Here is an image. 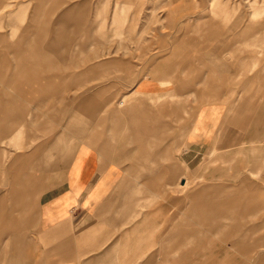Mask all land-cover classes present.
Returning <instances> with one entry per match:
<instances>
[{"label":"crops","instance_id":"crops-1","mask_svg":"<svg viewBox=\"0 0 264 264\" xmlns=\"http://www.w3.org/2000/svg\"><path fill=\"white\" fill-rule=\"evenodd\" d=\"M6 1L0 0V10L9 6ZM226 4L211 0L210 11L215 19L204 25L218 22L215 9L223 11L221 7ZM24 6L19 5L21 13L6 17L13 26L20 27V21L25 20ZM74 10L67 9L55 29L41 26L35 39L26 38L28 46L14 47L18 54L0 63V236L6 237L5 247L0 249V264H175L174 252L184 249L189 215L183 210L175 214L174 203H185L188 209L189 202L184 197L174 201L172 196H159V185L172 186L180 168L198 167L200 158L219 137L229 112L218 102L222 99L218 93L222 91L221 75L226 67L215 63L218 73L209 83L210 103L198 109L185 138L174 142L168 131L165 135L159 132L157 109L148 98L167 91L157 77L139 79L134 91L140 93L143 109L136 108L127 118L114 110L111 113L108 93L119 89H111L110 82L104 80L111 66L109 53L65 51L60 50L61 45L53 48L55 42L65 44L66 27L80 26L85 18ZM263 15L261 5L251 18ZM47 38L51 44L42 51L36 43ZM7 40L0 36L1 43ZM234 55L231 51L225 54L229 59ZM90 59L102 62L78 63ZM114 64L122 65L121 61ZM256 64L262 67L264 61ZM252 80V96L236 107L231 120L238 123L243 116L240 108L246 107L245 114L252 116L255 126L251 135L247 132V139L263 141L264 155V74H255ZM67 92L82 94L63 97L62 93ZM173 93L165 92L162 100L169 114L183 101ZM191 97L198 94L188 92L184 102ZM138 98L124 97L121 107ZM127 108L125 105L124 113L129 112ZM182 110L187 116L189 111ZM212 153L216 155L217 150L213 148ZM174 155L180 160L179 167H170L167 162ZM178 180L181 190H185L189 181L183 175ZM236 193L213 186L196 196L201 203L216 204L217 199ZM244 201L247 209L249 205L254 207L249 198ZM231 204L226 203L223 210L231 211ZM217 227L233 230L217 232L231 236L230 251L246 249L249 253L264 247V223L245 229L236 223H220ZM253 234H259L260 239H250ZM9 241H13L11 249ZM205 249L203 245L197 251ZM183 256L177 264L189 263L190 255H186V261ZM251 260L252 264H263L264 255Z\"/></svg>","mask_w":264,"mask_h":264},{"label":"rangeland","instance_id":"rangeland-1","mask_svg":"<svg viewBox=\"0 0 264 264\" xmlns=\"http://www.w3.org/2000/svg\"><path fill=\"white\" fill-rule=\"evenodd\" d=\"M210 1L7 0L9 6L0 10L2 19L0 36H6L8 39L4 43L0 42V63L9 62L7 57L18 54L14 47L28 46L26 38L35 39L41 26L48 30L55 29L61 15L74 7L75 13L83 14L85 18L80 26L71 24L66 27V39L63 41L65 44L55 42L53 48L61 45L60 50L65 51L94 55L109 53L107 55L110 56L111 66L109 76L104 77V80L110 82L111 89H119L108 93L111 113L114 110L116 114L125 115L127 118H131L136 108L143 109L138 98L140 93L134 91L139 79L157 77L160 85L167 88L165 92H174L175 98L183 99L181 105L175 107L177 110L174 108V112L170 110L169 114V110L168 113L165 111L166 103L162 102L165 92L151 98L148 96L153 106H156L161 122L159 132L165 135L168 131L170 136L174 137V142L177 139L182 141L198 109L210 103L207 98L210 95L209 83H213L214 74L218 73L215 72L214 65L223 63L226 69H223L221 75L222 91L218 95H221L222 99L218 102L227 106L229 112L226 114L227 119L219 132V137L200 158L198 167H192L190 170L183 167L184 171L180 168L178 177L183 175L189 181L185 190H181V182L175 176L172 186L164 185L162 188L159 185L158 194L163 197L172 196L174 201L178 197H184L189 202L188 209L185 203L184 205L174 203L175 214L183 210L189 215L184 249L174 252L175 264L183 255L186 261L188 254L190 260L187 264H252L251 257L263 256L264 247H258L249 253L245 252L246 249L230 251L228 247L232 245L231 236L217 235V232L230 233L233 230L226 228L220 230L217 225L236 223L245 229L264 223L263 141L247 139V132L251 135L255 126L251 122L252 116L247 117L245 114L246 107L240 108L243 116L239 117L238 123L231 120V113H235L236 107H240L245 97L252 96V88L255 87L252 78L255 74H264V66L255 65V62L260 64L264 61V15L256 19L251 18L253 12L259 10L261 5L264 6V0H221L227 4L219 6L223 11H218L216 7L218 22L204 25L208 20L215 19L210 11ZM24 3L25 20L20 21L22 27L13 26L8 22L9 16L21 13L19 5ZM254 3L257 5L253 6ZM226 13L228 17L224 18ZM37 18H40L37 20L41 21L40 25L35 21ZM50 40L47 38L36 44L42 51L47 50L51 44ZM230 51L235 54L233 59L225 56ZM118 57L122 59L119 60ZM118 61H121V67L114 64V62L118 64ZM98 62L102 61L92 59L78 61L85 65ZM168 75L170 79L165 80ZM4 78L1 79L4 81ZM249 83L252 84L248 86ZM190 91L196 92L198 97H191L184 102V95ZM78 94L82 93L67 92L62 93V96ZM124 97L138 98L137 102L132 100L125 104L128 113L123 112L125 105L121 107ZM182 109L189 111L187 116H183ZM129 130L127 123L125 131ZM160 142L158 140L159 148ZM162 142L165 143L164 140ZM213 148L217 150L216 155L212 153ZM168 160L170 167L171 164L174 167L180 164L176 155L169 156ZM213 186L238 193L221 200L217 199L216 204L201 203L196 194ZM245 198H249L254 207L249 205L247 209ZM229 202L232 203L231 211L223 210L225 204ZM0 237L1 249L5 247L6 237ZM260 237L259 234H253L250 239L256 241ZM176 238L175 236V244ZM178 238L181 242L182 237ZM12 244L13 241L8 242L10 249ZM203 245L206 249L203 252L197 251Z\"/></svg>","mask_w":264,"mask_h":264}]
</instances>
